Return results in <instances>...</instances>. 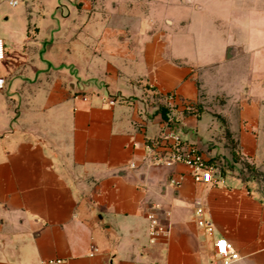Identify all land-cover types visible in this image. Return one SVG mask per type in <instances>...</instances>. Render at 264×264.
<instances>
[{
  "label": "crops",
  "instance_id": "1",
  "mask_svg": "<svg viewBox=\"0 0 264 264\" xmlns=\"http://www.w3.org/2000/svg\"><path fill=\"white\" fill-rule=\"evenodd\" d=\"M157 1L0 0V264H220L221 237L239 254L230 264H264V197L204 147L221 128L207 102L219 96L236 100L235 116L221 114L243 154L257 150L248 128L264 116V0ZM119 13L147 35L108 28ZM169 117L222 181L151 163L147 143ZM155 205L167 233L152 241Z\"/></svg>",
  "mask_w": 264,
  "mask_h": 264
},
{
  "label": "built area",
  "instance_id": "2",
  "mask_svg": "<svg viewBox=\"0 0 264 264\" xmlns=\"http://www.w3.org/2000/svg\"><path fill=\"white\" fill-rule=\"evenodd\" d=\"M11 5H17L19 0H7ZM5 58V48L3 39L0 38V61ZM5 85L4 77L0 76V89ZM175 95L168 94V106L174 104ZM110 104H114L115 100L110 99ZM147 158L152 164L165 165L173 167L178 163H183L192 169L194 178L197 182L203 184H213L216 181H222L221 176L215 177L218 172L217 166L201 152L197 146L183 137L177 123L173 117H169L160 135L153 141L147 143ZM134 166V164L132 165ZM160 205H155L153 210L147 213L149 219V234L152 241L157 237L166 235L167 226L161 222L157 210ZM197 222L207 233L212 234L214 231V223L205 216V209L201 201L196 203ZM216 255L221 258L220 264H230L232 260L239 257L234 245L226 238H218L215 241ZM99 249L92 247L91 255H95ZM130 264V263H124Z\"/></svg>",
  "mask_w": 264,
  "mask_h": 264
},
{
  "label": "rangeland",
  "instance_id": "3",
  "mask_svg": "<svg viewBox=\"0 0 264 264\" xmlns=\"http://www.w3.org/2000/svg\"><path fill=\"white\" fill-rule=\"evenodd\" d=\"M93 1L97 2V0ZM148 1L149 0H132V4L138 3L144 5L149 3ZM106 3H108L107 0ZM164 3V1L159 0L156 5L159 7ZM110 11L112 12V10H109V12ZM97 23V28L93 29L90 35L92 39L100 38L104 31L105 23L100 19ZM144 24L145 23L141 25L143 28L138 27L133 15L119 13L113 15L108 28H117V33L120 35L128 34L131 37L141 35L143 37L147 35L145 31L147 27L145 28ZM167 25H169L168 22L165 23L163 30H167ZM235 101L236 100H231V98L226 99L225 97L219 96L217 99L207 100L209 109L214 112L216 116H219L218 119L222 124L221 128L216 130L217 132L214 130V138L209 140L204 147L212 146L217 148V154L214 156V163L220 168L223 175L229 174L241 178L247 184L250 191L264 197V116L263 122L260 125L248 128L257 139V150L253 155L243 154L240 141L236 135L237 132L231 130L233 126L235 128L238 125L227 123V119L221 114V111L226 112V110H228L233 114L232 116H235L238 110ZM221 105L223 106L222 108ZM195 110L198 111L199 108L196 107ZM239 127L242 128V125H239ZM227 133L231 135V138H229Z\"/></svg>",
  "mask_w": 264,
  "mask_h": 264
},
{
  "label": "trees",
  "instance_id": "4",
  "mask_svg": "<svg viewBox=\"0 0 264 264\" xmlns=\"http://www.w3.org/2000/svg\"><path fill=\"white\" fill-rule=\"evenodd\" d=\"M164 116H166V115H164ZM167 119H168V118H167ZM167 119H166V120H167ZM227 135L229 136V138H231V135H230L229 133H227ZM233 150H234V149H233Z\"/></svg>",
  "mask_w": 264,
  "mask_h": 264
}]
</instances>
